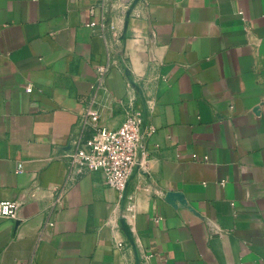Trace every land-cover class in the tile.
<instances>
[{
  "label": "crops",
  "instance_id": "0c3cea01",
  "mask_svg": "<svg viewBox=\"0 0 264 264\" xmlns=\"http://www.w3.org/2000/svg\"><path fill=\"white\" fill-rule=\"evenodd\" d=\"M91 101L144 115L123 193L69 168ZM1 201L0 264H264V0H0Z\"/></svg>",
  "mask_w": 264,
  "mask_h": 264
},
{
  "label": "built area",
  "instance_id": "2783aa9c",
  "mask_svg": "<svg viewBox=\"0 0 264 264\" xmlns=\"http://www.w3.org/2000/svg\"><path fill=\"white\" fill-rule=\"evenodd\" d=\"M94 11L93 6L89 8L91 16H94ZM95 25L94 20L89 23L91 27ZM104 72V68L99 69L100 81ZM31 91V86L26 88V92ZM99 117L92 108V101L89 102L83 113L87 134L79 135L73 141L71 152L66 155L68 165L71 171L78 174L101 173L110 189L123 193L139 152L141 131L145 126L144 115L134 110L125 112L124 120L117 129L104 127ZM19 208L18 202L1 201L0 219L15 218ZM47 225L52 226L53 223Z\"/></svg>",
  "mask_w": 264,
  "mask_h": 264
},
{
  "label": "water",
  "instance_id": "95a60500",
  "mask_svg": "<svg viewBox=\"0 0 264 264\" xmlns=\"http://www.w3.org/2000/svg\"><path fill=\"white\" fill-rule=\"evenodd\" d=\"M126 190V189H125ZM125 190H124V192H125Z\"/></svg>",
  "mask_w": 264,
  "mask_h": 264
}]
</instances>
